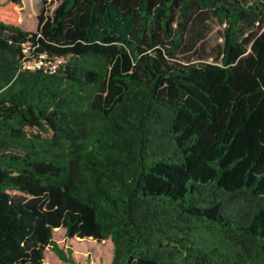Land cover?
I'll use <instances>...</instances> for the list:
<instances>
[{"label":"trees","instance_id":"1","mask_svg":"<svg viewBox=\"0 0 264 264\" xmlns=\"http://www.w3.org/2000/svg\"><path fill=\"white\" fill-rule=\"evenodd\" d=\"M55 1L34 30L0 3V264H76L57 228L110 264H264V0Z\"/></svg>","mask_w":264,"mask_h":264},{"label":"rangeland","instance_id":"2","mask_svg":"<svg viewBox=\"0 0 264 264\" xmlns=\"http://www.w3.org/2000/svg\"><path fill=\"white\" fill-rule=\"evenodd\" d=\"M4 0H0V3ZM246 4L256 0H241ZM263 1V0H261ZM58 4L55 0H22V6L18 9L19 21L24 29H35L37 15L40 9H44L45 14H50ZM205 24L209 31L195 46V51L206 60H212L222 41L221 29L222 25L213 20L211 17L205 18ZM201 26L196 22L190 26L188 35H193ZM194 55V54H193ZM53 239L58 247L64 251H71V257L76 264H110L112 257V242L109 239L100 242L91 238L66 237L62 228L54 229ZM43 264H70L61 260L49 247L44 249Z\"/></svg>","mask_w":264,"mask_h":264},{"label":"built area","instance_id":"3","mask_svg":"<svg viewBox=\"0 0 264 264\" xmlns=\"http://www.w3.org/2000/svg\"><path fill=\"white\" fill-rule=\"evenodd\" d=\"M25 51V50H24ZM63 61L62 58L49 56L46 52L38 53L30 59L23 58L21 60V69L26 70H41L44 73H54L58 65Z\"/></svg>","mask_w":264,"mask_h":264}]
</instances>
